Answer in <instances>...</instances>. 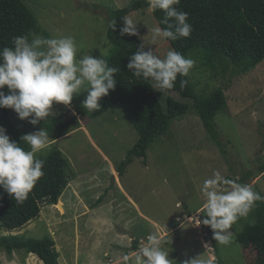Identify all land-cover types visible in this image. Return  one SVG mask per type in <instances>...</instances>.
Wrapping results in <instances>:
<instances>
[{
    "label": "rangeland",
    "instance_id": "1",
    "mask_svg": "<svg viewBox=\"0 0 264 264\" xmlns=\"http://www.w3.org/2000/svg\"><path fill=\"white\" fill-rule=\"evenodd\" d=\"M132 1L25 0L50 38L70 35L76 42L78 57L104 55L108 62L114 45L108 39L107 10L122 8ZM128 17L137 23L138 36L147 49L161 58L173 49L168 39L153 43L152 29L160 25L149 7L132 11ZM43 34L38 35L44 37ZM186 57L195 65L187 77H177L172 89L161 91L153 81L167 108L172 99L186 106V113L172 121L169 131L151 144L146 158L135 157L122 175L118 166L128 158L138 133L121 105L95 118L77 114L74 104L54 103L52 111L56 115L69 120L77 114L76 120L64 136L54 139L48 134V146L35 155H45L58 145L69 161V186L57 204H44L39 217L21 229L7 231L0 222V235L23 234L41 239L50 234L60 253L59 264H136L137 251L153 233L165 242L172 262L256 264L255 249L237 238L238 232H244V222L252 210L229 230L228 245L215 241L209 226L203 224L199 232L196 215L206 218V197L201 189L215 171L237 181L264 161V60L241 73L228 59L206 64L202 53ZM181 79L188 81L183 89ZM220 87L227 107L215 122L218 139L224 146L209 138L195 103L197 95L211 94ZM85 91L82 88L80 93ZM50 118L32 125L30 118L21 120L12 110L9 123L0 122V126L9 136L13 135V127L29 134L43 129V123ZM255 174L248 179L249 185L257 184L264 192V172ZM249 220L254 219L251 216ZM175 221L180 223L176 228ZM208 241L213 243L212 250L204 246ZM34 257L23 250L9 255L0 249V264H36L39 257Z\"/></svg>",
    "mask_w": 264,
    "mask_h": 264
},
{
    "label": "trees",
    "instance_id": "2",
    "mask_svg": "<svg viewBox=\"0 0 264 264\" xmlns=\"http://www.w3.org/2000/svg\"><path fill=\"white\" fill-rule=\"evenodd\" d=\"M148 7L147 0H134L122 8L107 10L108 39L114 45V51L108 64L120 68L116 74V87L100 100L101 109L89 111L82 107L87 92L74 96L71 104L75 105L77 114L84 113L89 117L101 116L104 112L120 104L129 122L138 133V141L130 150L128 158L120 163L118 170L122 175L135 157H147V151L157 138L162 137L170 129L172 121L186 113L187 107L169 100L171 107H166L152 80L136 78L127 69L129 58L134 54L138 46L143 43L139 36L121 35L123 27L122 18L132 11ZM176 7L188 14V23L193 31L188 38L170 40L173 49L185 57L188 54L202 53L206 64H212L215 60L228 59L244 73L254 69L264 60V0H180ZM160 27L166 25L160 23L164 17L162 10L154 12ZM115 20V30L109 27ZM44 32V37L50 38V34L42 30V26L35 13L25 0H0V51L4 47H13V38ZM147 50V48L145 49ZM223 88H217L211 94L197 95L195 97L196 109L203 121L209 138L214 139L218 145L222 142L218 139V130L215 119L217 115L227 107V99ZM7 93V86L4 89ZM13 109L0 108V122L9 123V116ZM77 114L69 120L64 116L51 117L49 122H44L43 127L54 139L68 133V128L76 120ZM10 139L25 150L29 146L21 141L26 134L14 128ZM224 154L227 153L222 148ZM36 158L43 160L44 175L36 182L23 204H18L2 188H0V222L1 227L7 231L21 229L28 222L39 217L44 204H57L71 181L68 174L66 156L58 145H53L45 155ZM258 170V171H256ZM241 176L237 181L227 176V179L241 184H250L248 179L256 175V172H264V161L258 168ZM253 189L261 196L264 192L257 184ZM252 215L244 222V232H238L239 242L255 249L257 253L256 264H264V201H257L252 208ZM252 216L253 221L249 220ZM240 219L243 220V217ZM177 224V221H175ZM174 226V222L172 223ZM175 224V228L177 225ZM241 242V243H242ZM137 248V247H136ZM0 249L9 255L14 251L23 250L25 253H36L45 264H59L60 253L56 249V241L50 235L44 238H27L23 234L0 235ZM34 255H32L33 257ZM35 259V257H33ZM172 264H182L181 261Z\"/></svg>",
    "mask_w": 264,
    "mask_h": 264
},
{
    "label": "clouds",
    "instance_id": "3",
    "mask_svg": "<svg viewBox=\"0 0 264 264\" xmlns=\"http://www.w3.org/2000/svg\"><path fill=\"white\" fill-rule=\"evenodd\" d=\"M147 3L150 11L164 12L160 23L166 25L163 29H152L153 43L159 39L174 41L190 37L193 28L188 23V14L176 7L180 0H147ZM122 22L121 35H139L137 23L132 18L125 16ZM115 25L116 21L113 20L109 27L115 30ZM12 43L13 47H4L0 51V108L13 109L21 120L30 118L32 125L55 117L56 113L52 111L54 103L70 106L82 88L87 92L82 107L97 111L101 109V98L116 87V74L120 68L110 66L104 55L78 57L76 42L70 35L46 38L33 34L31 40L28 35H23L14 37ZM145 49L146 44L141 43L130 56L127 69L136 78L155 81V86L161 91L172 89L177 77H187L195 65L193 59L173 49H169L164 58L157 56L151 48ZM187 84L186 79L180 80L181 89ZM21 141L29 146V150L12 141L6 129L0 126V188L18 204L24 203L36 182L44 175L45 162L36 158L35 154L48 146L49 135L43 128L24 134ZM201 190L206 197V218L202 219V215L197 214L196 228L202 232L203 224L209 226L213 239L222 245L231 242L229 230L232 226L241 217H246L257 201H264V196L251 185L227 179L219 171L204 180ZM193 216H189V219L195 221ZM176 225L178 227L180 223ZM205 235L208 236L207 233ZM164 243L158 234H149L147 244L135 255L136 264H172ZM204 246L209 250L214 248L210 241ZM28 254L39 257L33 252ZM39 258L37 262L43 263ZM124 260L128 261L129 257L125 256ZM184 264L197 262L191 260Z\"/></svg>",
    "mask_w": 264,
    "mask_h": 264
},
{
    "label": "crops",
    "instance_id": "4",
    "mask_svg": "<svg viewBox=\"0 0 264 264\" xmlns=\"http://www.w3.org/2000/svg\"><path fill=\"white\" fill-rule=\"evenodd\" d=\"M166 234V233H165Z\"/></svg>",
    "mask_w": 264,
    "mask_h": 264
}]
</instances>
